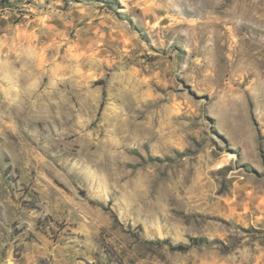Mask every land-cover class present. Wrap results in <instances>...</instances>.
<instances>
[{
	"label": "rangeland",
	"instance_id": "rangeland-1",
	"mask_svg": "<svg viewBox=\"0 0 264 264\" xmlns=\"http://www.w3.org/2000/svg\"><path fill=\"white\" fill-rule=\"evenodd\" d=\"M0 264H264V0H0Z\"/></svg>",
	"mask_w": 264,
	"mask_h": 264
},
{
	"label": "trees",
	"instance_id": "trees-1",
	"mask_svg": "<svg viewBox=\"0 0 264 264\" xmlns=\"http://www.w3.org/2000/svg\"><path fill=\"white\" fill-rule=\"evenodd\" d=\"M178 249H183V250H185L186 248L184 247V246H179V248Z\"/></svg>",
	"mask_w": 264,
	"mask_h": 264
}]
</instances>
